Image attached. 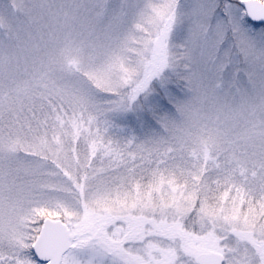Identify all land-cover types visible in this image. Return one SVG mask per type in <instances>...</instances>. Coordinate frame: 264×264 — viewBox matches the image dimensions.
I'll return each instance as SVG.
<instances>
[{
    "label": "snow or ice",
    "instance_id": "obj_1",
    "mask_svg": "<svg viewBox=\"0 0 264 264\" xmlns=\"http://www.w3.org/2000/svg\"><path fill=\"white\" fill-rule=\"evenodd\" d=\"M0 264H264V0H0Z\"/></svg>",
    "mask_w": 264,
    "mask_h": 264
}]
</instances>
